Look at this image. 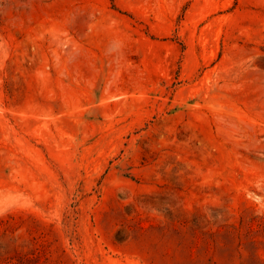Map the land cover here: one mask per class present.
Returning <instances> with one entry per match:
<instances>
[{"label":"rangeland","instance_id":"374dc122","mask_svg":"<svg viewBox=\"0 0 264 264\" xmlns=\"http://www.w3.org/2000/svg\"><path fill=\"white\" fill-rule=\"evenodd\" d=\"M0 264H264V0H0Z\"/></svg>","mask_w":264,"mask_h":264}]
</instances>
